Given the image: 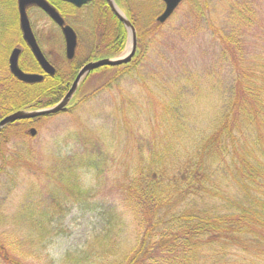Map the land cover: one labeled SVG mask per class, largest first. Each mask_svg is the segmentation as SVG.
<instances>
[{
  "label": "trees",
  "instance_id": "trees-1",
  "mask_svg": "<svg viewBox=\"0 0 264 264\" xmlns=\"http://www.w3.org/2000/svg\"><path fill=\"white\" fill-rule=\"evenodd\" d=\"M186 1L200 18L199 4L204 0ZM256 1L240 3L231 16L241 21L228 20L223 28L229 37L221 38L236 53L228 57L222 51L219 58L231 61L227 75L234 86L228 96L222 95L208 132H199L195 139L189 136V143L183 144L186 140L169 135L181 136L179 120L171 118L166 132L153 136L149 160L126 167L128 172L119 186L124 211H117L113 204H88L97 211L99 223L93 222L88 236L64 249L58 259L47 245L59 234L57 227L69 204L88 198L90 186L79 174L86 163L70 158L62 161L59 173L57 167H50L44 175L49 182L44 186L31 182L13 213L5 211L0 198V264H223V256L233 246L264 255V32L256 42L249 38L251 33L257 34L251 28L258 12ZM15 12L14 0H0V118L17 109L55 102L65 94L78 69L77 64L66 61L64 74L58 69L34 83L15 78L7 60L14 44L5 39V24L12 22L6 27L16 28ZM125 35L124 30L123 42ZM246 39L250 49L245 55ZM139 53L137 47L129 62L88 72L77 90L85 79L111 73L107 72L110 67H118L115 72L131 67ZM21 55L19 66L24 71L40 72L30 51L34 70L29 68L32 62H24L28 67L23 63ZM77 90L71 102L78 97ZM31 120H18L0 130V183L4 177L10 184L19 174L16 167L7 168L2 157L10 141L4 130L16 127L19 132L10 134L23 138L29 134L25 128ZM87 168L97 170L94 163Z\"/></svg>",
  "mask_w": 264,
  "mask_h": 264
},
{
  "label": "rangeland",
  "instance_id": "rangeland-1",
  "mask_svg": "<svg viewBox=\"0 0 264 264\" xmlns=\"http://www.w3.org/2000/svg\"><path fill=\"white\" fill-rule=\"evenodd\" d=\"M128 1L140 49L131 67L117 72L118 67H110L107 72L111 73L85 79L77 90L78 97L65 111L32 118L25 131L35 128L34 135L16 137L10 132H19V129L11 126L4 130L10 141L4 146L2 157L7 168L16 167L19 173L10 184H6L4 177L0 183V198L7 213L15 212L18 203L23 202L31 182L38 186L49 182L44 175L50 167H57L55 170L59 173L62 161L70 158L86 163L79 174L80 180L90 186L88 198L67 207L57 227L59 234L47 245L54 259H58L64 249L82 242L93 222L99 223L97 211L90 210L88 204H113L117 211H124L119 186L128 172L126 167L139 166L149 160L148 147L153 136L166 132L171 118L179 120L181 136L172 132L169 135L173 139H184L182 143L188 144L189 136L195 139L199 132H208V125L218 110L216 106L222 104V95L228 96L234 86L227 75L231 61H221L219 56L222 51L228 57L236 51L221 36L229 37L223 33L226 21L238 20L231 12L243 1L249 3L250 0H204L199 4L200 18L185 0L160 24L156 19L163 11L162 2ZM254 5L258 12L251 28L257 34H250L251 43L258 41L260 32H264V0H257ZM39 12L34 8L28 12L37 41L49 62L60 66L64 74L68 66L64 41L60 33L56 35L57 29L50 25V20ZM11 23L5 24L8 30L5 39L21 49L23 63L28 61L33 65L29 49L19 40L15 29H8ZM81 25L75 55L79 61H85L90 56L91 23L84 19ZM247 39L243 42L245 55L250 49ZM126 51L125 47L120 55ZM29 68L34 70L36 65ZM93 163L97 170H88L87 166L92 167ZM55 184L60 187L57 179ZM231 248L223 256V264H264L263 254L241 252L237 246Z\"/></svg>",
  "mask_w": 264,
  "mask_h": 264
},
{
  "label": "water",
  "instance_id": "water-1",
  "mask_svg": "<svg viewBox=\"0 0 264 264\" xmlns=\"http://www.w3.org/2000/svg\"><path fill=\"white\" fill-rule=\"evenodd\" d=\"M73 2L74 0H66ZM86 1V0H82ZM108 5L112 12L117 16V18L123 23L127 30V51L117 57H103L96 60H90L84 63L77 71L71 85L65 92V94L56 102L49 104L44 107L36 109H17L12 111L0 118V130L6 125L22 120L31 119L40 116L52 115L60 111H64L67 104L71 100L74 92L76 91L79 82L83 77L91 70L96 69L103 65H120L122 63L129 62L133 55L137 52V34L136 29L130 20L127 18L125 13L118 9L113 0H107ZM164 3L163 11L157 16V21L164 22L176 9L182 0H161ZM77 2L76 4H79ZM35 4L39 6L58 26L61 27V31L65 42V55L68 59L72 58L75 52L76 46V34L74 30L64 21L60 14L55 10V8L50 5L46 0H17L18 13H19V26L22 32V38L26 45L29 47L35 60L43 70V72L53 75L55 68L49 63L45 55L43 54L41 48L39 47L37 40L32 32L30 22L26 13V7L28 5ZM20 54V48L14 47L8 57V67L11 74L20 81L26 83L38 82L43 78L41 73L26 72L22 70L18 63V58ZM30 134L34 135L35 128H30Z\"/></svg>",
  "mask_w": 264,
  "mask_h": 264
},
{
  "label": "flooded vegetation",
  "instance_id": "flooded-vegetation-1",
  "mask_svg": "<svg viewBox=\"0 0 264 264\" xmlns=\"http://www.w3.org/2000/svg\"><path fill=\"white\" fill-rule=\"evenodd\" d=\"M50 5H52L55 10L60 14L62 17L64 24L69 25L76 34V47L79 42V33L82 29L81 23L84 19H89L91 25L89 28L91 29V47L90 49V56L85 61H79L77 59V55H74L72 58L68 59L67 61L74 62L78 65V69L87 61L100 59L102 57H111L120 55L125 50L127 45V31L123 23L117 18V16L112 12L108 5L107 0H74L73 2L66 1V0H46ZM16 6V19L14 21V26L16 28L15 31L19 36L22 38V32L19 26V13H18V6L17 0H14ZM80 2L79 4H76ZM119 10L123 11L130 22L134 25L133 17L131 18V14H129L130 8L128 6V0H113ZM164 5V4H163ZM34 8L38 10L41 16H45L53 26V28L57 29L56 35L58 36L59 33L61 38L64 41V37L61 31V27L58 26L39 6L35 4L28 5L26 7V13L30 22V26L32 32L37 40L36 34L33 31L32 23L33 21L30 20V15L28 14L29 10ZM164 8V7H163ZM43 13V14H42ZM131 13V12H130ZM124 30L126 31L125 35V42L124 41ZM37 33V32H36ZM38 34V33H37ZM65 46V42H64ZM93 57V58H92ZM49 61V60H48ZM51 65L55 68V72L60 69V66L53 64L50 62ZM65 64V62H64ZM66 66V65H65ZM108 66V65H103ZM102 67V66H100ZM99 68V67H98ZM41 69V68H40ZM77 69V70H78ZM97 69V68H96ZM42 71V70H41ZM43 72V71H42ZM48 75L47 73L43 72V76Z\"/></svg>",
  "mask_w": 264,
  "mask_h": 264
}]
</instances>
